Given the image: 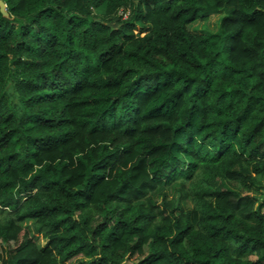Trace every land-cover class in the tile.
<instances>
[{
    "label": "trees",
    "instance_id": "trees-1",
    "mask_svg": "<svg viewBox=\"0 0 264 264\" xmlns=\"http://www.w3.org/2000/svg\"><path fill=\"white\" fill-rule=\"evenodd\" d=\"M0 1V264H264V0Z\"/></svg>",
    "mask_w": 264,
    "mask_h": 264
},
{
    "label": "rangeland",
    "instance_id": "rangeland-1",
    "mask_svg": "<svg viewBox=\"0 0 264 264\" xmlns=\"http://www.w3.org/2000/svg\"><path fill=\"white\" fill-rule=\"evenodd\" d=\"M222 14L221 13H208L207 18L200 21L198 20L197 22L193 23L190 25L191 30H193L196 33H217L218 32V24L219 20L221 18ZM45 240L42 239L41 237L38 238L37 243L38 247H43L45 244ZM73 261H70L66 264H72Z\"/></svg>",
    "mask_w": 264,
    "mask_h": 264
},
{
    "label": "water",
    "instance_id": "water-1",
    "mask_svg": "<svg viewBox=\"0 0 264 264\" xmlns=\"http://www.w3.org/2000/svg\"><path fill=\"white\" fill-rule=\"evenodd\" d=\"M0 14L3 16V17H7V13L5 11V6L4 4L0 1Z\"/></svg>",
    "mask_w": 264,
    "mask_h": 264
}]
</instances>
